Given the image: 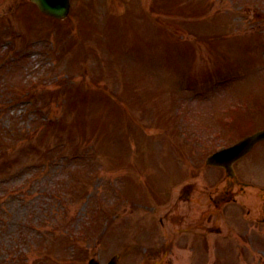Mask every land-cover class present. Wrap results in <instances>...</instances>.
Masks as SVG:
<instances>
[{
	"label": "rangeland",
	"instance_id": "374dc122",
	"mask_svg": "<svg viewBox=\"0 0 264 264\" xmlns=\"http://www.w3.org/2000/svg\"><path fill=\"white\" fill-rule=\"evenodd\" d=\"M9 1L0 0V264L114 254L119 264H264V141L236 163L252 186L242 213L222 217L219 254L166 242L172 212L189 206L172 205L181 185L170 182L264 127V0H73L58 21L31 0ZM234 116L236 137L223 123Z\"/></svg>",
	"mask_w": 264,
	"mask_h": 264
},
{
	"label": "flooded vegetation",
	"instance_id": "af4514ba",
	"mask_svg": "<svg viewBox=\"0 0 264 264\" xmlns=\"http://www.w3.org/2000/svg\"><path fill=\"white\" fill-rule=\"evenodd\" d=\"M225 183H219L214 186H198L197 182L188 181L186 189H192V191L185 197L189 200V211H199L198 213L189 212L186 218V226L184 229L189 232L203 231L212 229L218 222L217 212L219 207L227 200L235 199L233 191L238 182L237 179L231 177H225L222 181ZM210 185V184H209ZM214 221L210 224V221Z\"/></svg>",
	"mask_w": 264,
	"mask_h": 264
},
{
	"label": "water",
	"instance_id": "95a60500",
	"mask_svg": "<svg viewBox=\"0 0 264 264\" xmlns=\"http://www.w3.org/2000/svg\"><path fill=\"white\" fill-rule=\"evenodd\" d=\"M38 3L40 8L52 15L63 17L69 13L70 10V0H33ZM264 137V131L258 132L255 135L248 137L242 142L238 143L233 147V153H235L232 157L236 158L240 153H244L247 149L253 145L255 141ZM94 261H92L93 263ZM98 264V263H96ZM110 264H116L114 261Z\"/></svg>",
	"mask_w": 264,
	"mask_h": 264
}]
</instances>
